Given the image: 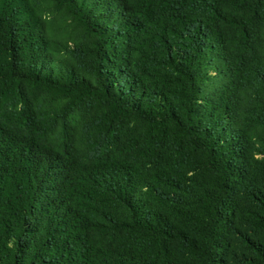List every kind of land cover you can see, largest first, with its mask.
Wrapping results in <instances>:
<instances>
[{
	"label": "trees",
	"instance_id": "obj_1",
	"mask_svg": "<svg viewBox=\"0 0 264 264\" xmlns=\"http://www.w3.org/2000/svg\"><path fill=\"white\" fill-rule=\"evenodd\" d=\"M37 1L0 0V264H264V0Z\"/></svg>",
	"mask_w": 264,
	"mask_h": 264
},
{
	"label": "rangeland",
	"instance_id": "obj_2",
	"mask_svg": "<svg viewBox=\"0 0 264 264\" xmlns=\"http://www.w3.org/2000/svg\"><path fill=\"white\" fill-rule=\"evenodd\" d=\"M37 8L40 11V14L44 19H51L58 14V11L55 9L54 4L51 0H38L37 1ZM69 28L73 33L78 32V28L74 24V22L68 19ZM27 93L30 99L38 103L48 104L54 102V96L48 90L42 87H32L28 86ZM252 141L255 143V146L258 150L254 154V171L255 174L259 177H264V127L260 126H251L250 128ZM176 158L173 156V153L170 151L167 153L165 158V165L169 166L170 170L179 169L178 166L175 165ZM177 171V170H176ZM191 176V173H188ZM250 200L248 198L244 199L242 203L248 204ZM249 205V204H248ZM256 238L260 239L259 236H255ZM238 253H249V250L246 246H237ZM239 264H246V263H239Z\"/></svg>",
	"mask_w": 264,
	"mask_h": 264
}]
</instances>
